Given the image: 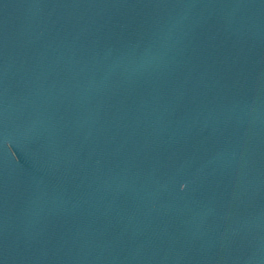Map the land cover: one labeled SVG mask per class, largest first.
Instances as JSON below:
<instances>
[{
    "label": "water",
    "instance_id": "obj_1",
    "mask_svg": "<svg viewBox=\"0 0 264 264\" xmlns=\"http://www.w3.org/2000/svg\"><path fill=\"white\" fill-rule=\"evenodd\" d=\"M0 264H264V0H0Z\"/></svg>",
    "mask_w": 264,
    "mask_h": 264
}]
</instances>
